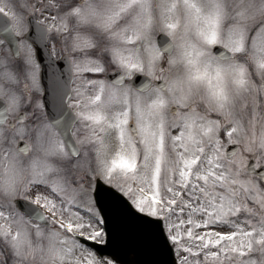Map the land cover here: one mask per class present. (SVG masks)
<instances>
[{
	"label": "snow or ice",
	"instance_id": "6c2138e0",
	"mask_svg": "<svg viewBox=\"0 0 264 264\" xmlns=\"http://www.w3.org/2000/svg\"><path fill=\"white\" fill-rule=\"evenodd\" d=\"M177 7V0H161L158 12L152 0H111L103 9L74 0H0V49L17 58L8 78L18 82L22 67L49 94L35 105L31 94L26 105L15 92L0 97V148L8 149L0 260L35 255L33 236L44 235L43 225L51 227L48 253L72 264H97L93 252L90 259L75 254L85 236L117 260L123 248L149 257L183 253L136 264H264V106L233 105L220 86L213 109L184 105L183 97L170 107L178 82L166 74L165 53L180 25ZM221 15L204 34L223 47L221 59L245 52L250 39L264 51V18L257 19L264 6L245 17L255 36L247 23L236 25L227 43ZM92 22L114 41L110 57L96 53L97 33L82 29ZM236 71L244 84L246 68ZM37 148L43 157L32 159L25 179L23 157ZM221 225L230 230L217 231ZM38 247L43 254L42 241Z\"/></svg>",
	"mask_w": 264,
	"mask_h": 264
},
{
	"label": "clouds",
	"instance_id": "9594fccd",
	"mask_svg": "<svg viewBox=\"0 0 264 264\" xmlns=\"http://www.w3.org/2000/svg\"><path fill=\"white\" fill-rule=\"evenodd\" d=\"M111 0H74V3L87 8L94 5L103 9ZM199 8H190L185 0H177V15L180 25L175 33L173 48L165 53L166 59L170 61L166 68V74L170 80L177 81L174 93H169L170 107L175 106L180 98H184L183 104H195L200 110L213 109L216 105L214 92L223 86L229 96V102L233 105L248 103L253 106H264V66L260 61L264 60V51L253 47L251 39L245 52L236 58L221 59L216 50L217 44H209L204 38L212 28L217 27L214 23L217 11L222 13L218 31L220 39L228 42L229 32L235 29L236 25L247 23L249 35L254 37L252 32L254 24L245 17L253 15L255 10H260L264 6V0H191ZM154 8L159 11L161 0H152ZM243 13V16L241 15ZM264 17L257 16V19ZM75 24L76 21L74 20ZM83 30L92 29L97 33L99 46L96 53L111 56L110 46L114 41L92 22L83 25ZM221 46V45H220ZM71 54V41L64 49ZM221 51L223 47L221 46ZM9 57L11 62H0V97L8 93L11 99L12 92L23 97L22 105L28 103V96L31 94L32 104L35 105L37 99L43 94L40 90L33 87L26 71L19 69L18 82L8 78V72L14 68L17 58L14 53L7 51L6 48L0 49V61ZM22 61V57L20 58ZM109 65H115L114 61L109 60ZM239 65L246 68V82L240 84L238 81ZM119 67L118 65H115ZM7 146L0 148V176L4 175V169L8 166ZM35 157H43L41 149L37 148L32 154L23 157L25 168V179L28 178V166ZM0 198L7 199L8 194L0 189ZM35 222V221H33ZM15 227V226H14ZM44 235L42 237L33 236V244L37 246L35 255L30 250H26L22 256L15 258L16 264H72L71 261H60L58 258L48 253L49 237L51 227L43 226ZM43 242L44 253L39 251V243ZM59 245L60 241H55ZM71 243V242H70ZM3 239L0 238V246H3ZM77 246L75 254L80 253ZM0 264H13L12 259L0 260Z\"/></svg>",
	"mask_w": 264,
	"mask_h": 264
},
{
	"label": "water",
	"instance_id": "95a60500",
	"mask_svg": "<svg viewBox=\"0 0 264 264\" xmlns=\"http://www.w3.org/2000/svg\"><path fill=\"white\" fill-rule=\"evenodd\" d=\"M161 39H163V35H161ZM217 49H221V46H216V50ZM66 63L65 61H61V62H58V64H60L62 67L66 66ZM139 76V79L137 80V83H140V82H143L144 81V77H142L143 75L141 74H138ZM108 78H114V73H109L108 74ZM43 83L45 85V87H47V76H46V71H45V74L43 75ZM49 94L47 92H45V95L44 97H47ZM93 246L100 252V253H106V254H109L111 255L114 259H116V257L113 255V252L112 250L110 249H106L102 246V244H93ZM120 255H121V259L117 260V261H120L122 263L125 264V262L127 261L128 264H136V262L138 260H142V259H146V258H151V259H158V260H166V259H170L172 257H175L174 256V250L172 249L170 253L168 254H161V255H158V256H153V257H149L147 256L146 254L142 253V252H138L136 250H129L127 248H123L121 249V252H120ZM176 264H178L176 262Z\"/></svg>",
	"mask_w": 264,
	"mask_h": 264
},
{
	"label": "flooded vegetation",
	"instance_id": "af4514ba",
	"mask_svg": "<svg viewBox=\"0 0 264 264\" xmlns=\"http://www.w3.org/2000/svg\"><path fill=\"white\" fill-rule=\"evenodd\" d=\"M42 96H43V94H42ZM18 199H22V198H18ZM221 226L224 227V230H230L227 226H224V225H221ZM217 228H219V227H217ZM217 231H219V230H217ZM85 237H87V236H85ZM78 240L80 241V243H82V244L85 245V249L84 250H81L78 255H81V252H83V256H84L85 259L92 258V257H88L87 253L88 252H93L95 254L94 259L96 260L97 264H103V260L104 259L114 260L109 255H102V254L98 253L89 244L85 243V241L81 237H78ZM96 241L97 242H101L100 240H96ZM116 264H121V263H119V262L116 261Z\"/></svg>",
	"mask_w": 264,
	"mask_h": 264
},
{
	"label": "rangeland",
	"instance_id": "374dc122",
	"mask_svg": "<svg viewBox=\"0 0 264 264\" xmlns=\"http://www.w3.org/2000/svg\"><path fill=\"white\" fill-rule=\"evenodd\" d=\"M217 230H224V227H222V226H219V228H217ZM178 255H182L183 253H177Z\"/></svg>",
	"mask_w": 264,
	"mask_h": 264
}]
</instances>
